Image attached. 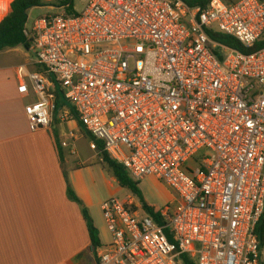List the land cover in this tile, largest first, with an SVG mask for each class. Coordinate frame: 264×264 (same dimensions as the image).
<instances>
[{"label":"built area","instance_id":"1","mask_svg":"<svg viewBox=\"0 0 264 264\" xmlns=\"http://www.w3.org/2000/svg\"><path fill=\"white\" fill-rule=\"evenodd\" d=\"M36 70H17L30 130L55 120L56 90L91 149L140 183L155 176L179 198L149 213L130 198L101 204L111 235L97 264H264V0H92L27 27ZM72 119L70 115L61 120ZM74 131L62 148L75 141ZM126 148L127 151H124ZM76 151L71 150V155Z\"/></svg>","mask_w":264,"mask_h":264},{"label":"crops","instance_id":"2","mask_svg":"<svg viewBox=\"0 0 264 264\" xmlns=\"http://www.w3.org/2000/svg\"><path fill=\"white\" fill-rule=\"evenodd\" d=\"M12 1L0 0V6H9L2 19ZM2 52L7 53L0 63V264H87L88 257L97 264L82 209L68 197L65 149L62 161L54 136L61 144L66 127L80 128L72 119L61 120L74 112L63 107L49 129L32 132L25 107L36 96L32 89L19 94L17 70L25 65L35 71V55L22 47Z\"/></svg>","mask_w":264,"mask_h":264},{"label":"rangeland","instance_id":"3","mask_svg":"<svg viewBox=\"0 0 264 264\" xmlns=\"http://www.w3.org/2000/svg\"><path fill=\"white\" fill-rule=\"evenodd\" d=\"M45 1L46 4L52 2V0ZM91 1L75 0L74 10L76 14L83 13ZM1 6L0 19L5 15L9 7L3 3ZM63 12H65L64 8L53 6L52 4L49 6L35 7L29 11L27 27L31 28L33 22L38 18ZM6 53L0 52V63L5 62L4 57H6ZM29 56L32 60L33 55L29 53ZM65 109L73 111L74 106L72 103L67 102ZM71 114V122H77L75 115L73 113ZM71 131H74L76 139L75 141L70 140V148H65V156L67 158L64 166L67 177L73 190L88 210L94 226L98 229L102 246H109L111 243V235L101 210V204L112 198H117L121 201H128L130 198H133L137 203H140L141 200L134 196L127 188H123L118 184L111 169L101 161L98 151L91 149V144L94 140L81 126L76 130L71 127H66L62 133L64 141H69ZM123 149L127 151L126 148ZM71 150L76 151V154L71 155ZM139 189L144 201L156 209H163L166 205L175 203L179 198L174 189L155 176H149L141 181L139 183ZM262 259L264 261V248ZM92 260L91 257H88L86 263L92 264Z\"/></svg>","mask_w":264,"mask_h":264},{"label":"trees","instance_id":"4","mask_svg":"<svg viewBox=\"0 0 264 264\" xmlns=\"http://www.w3.org/2000/svg\"><path fill=\"white\" fill-rule=\"evenodd\" d=\"M185 1L188 2L191 6L200 7L201 9L207 7L211 2V0H185ZM224 1L226 3H229V2H233L234 0H224ZM74 2L75 0H52L50 4H52L53 6L64 8L67 14L74 15L76 14L74 10ZM50 4H46L45 0H13L11 3L9 14L0 21V52L9 49H16L19 47H22L25 50L29 51L31 47V41L28 39L25 33V31L27 30V23L29 20V11L35 7H42L45 5L49 6ZM216 39L222 42L223 44L242 50L245 53H252L264 47V39L260 40L253 48L250 49L243 48V46H241L239 42H237L234 38L231 37L218 35ZM55 93H56L55 114H57L61 108L66 106V101L59 89H57ZM78 124L79 126H81L79 121ZM54 136L56 138V145L60 153V158L63 161L64 159L62 152L63 148L59 142L57 133H54ZM98 146L100 150L99 157L101 161L111 169L113 176L118 182V184L123 188H127L134 196L140 198L141 202L144 204L147 211L153 214V209L147 206V203L144 201L142 197V193L139 189V183L131 179L128 171L125 169L123 165L111 159L107 152H103V144L101 142H98ZM67 184H68V188H67L68 197L71 201L77 203L81 207L84 219L87 223V229L89 233L91 247L93 251L96 252L97 249L102 246L99 231L94 226L88 210L84 207L81 199L78 198V196L76 195L69 181H67ZM255 232L259 238L261 247L264 248V218L261 220L260 224L256 227ZM182 261L183 264H195V262L188 255H183Z\"/></svg>","mask_w":264,"mask_h":264}]
</instances>
